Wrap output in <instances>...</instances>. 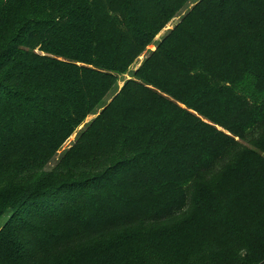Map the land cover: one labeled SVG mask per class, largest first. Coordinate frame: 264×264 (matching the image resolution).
<instances>
[{
  "label": "trees",
  "instance_id": "16d2710c",
  "mask_svg": "<svg viewBox=\"0 0 264 264\" xmlns=\"http://www.w3.org/2000/svg\"><path fill=\"white\" fill-rule=\"evenodd\" d=\"M191 1L0 0V264H264V0Z\"/></svg>",
  "mask_w": 264,
  "mask_h": 264
},
{
  "label": "rangeland",
  "instance_id": "374dc122",
  "mask_svg": "<svg viewBox=\"0 0 264 264\" xmlns=\"http://www.w3.org/2000/svg\"><path fill=\"white\" fill-rule=\"evenodd\" d=\"M197 1V0H196ZM195 0H192L191 2H190V4H188V6H187V8L186 9H189L193 4H194V2H196ZM186 9H184L183 11H182V13L180 14V17L182 16V14L185 12V10ZM179 16L177 17V18H175L171 23H169L168 25H167V27L156 37V39H155V41L156 42H158L165 34H166V30H168V29H171L178 21H179V18H180ZM155 42V43H156ZM148 49L149 50H154V46H150V47H148ZM147 53H145L144 55H142L140 58H139V60L136 62V64L133 66V67H131V71H134L137 67H139V65H140V63L142 62V60L144 59V57H145V55H146ZM128 78V75H125V77H124V79H127ZM122 86V83H119V85H118V87H121ZM113 93V91H111L107 96H106V98L104 99L105 101H104V103H106L108 100H109V97L111 96V94ZM95 117V115H91V116H89L86 120H85V122H84V124L83 125H81L78 129H77V131H76V133L86 124V123H89L93 118ZM76 133H74L64 144H63V146L61 147V149L57 152V154H56V156L53 158V160L47 165V169H51L55 164H56V162H57V160H58V158L60 157V155H61V153H63L66 149H68L73 143H74V141H75V136H76ZM5 220H6V217L4 216L3 218H1L0 219V226H2L3 225V223L5 222Z\"/></svg>",
  "mask_w": 264,
  "mask_h": 264
}]
</instances>
